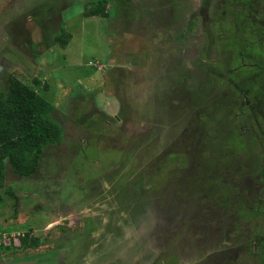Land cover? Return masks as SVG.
Wrapping results in <instances>:
<instances>
[{
	"label": "rangeland",
	"instance_id": "1",
	"mask_svg": "<svg viewBox=\"0 0 264 264\" xmlns=\"http://www.w3.org/2000/svg\"><path fill=\"white\" fill-rule=\"evenodd\" d=\"M246 37L264 57V0H0V86L31 85L62 127L34 172L5 167L0 264H100L83 250L103 233L116 264H250L264 61ZM25 232L44 244L21 247Z\"/></svg>",
	"mask_w": 264,
	"mask_h": 264
},
{
	"label": "trees",
	"instance_id": "2",
	"mask_svg": "<svg viewBox=\"0 0 264 264\" xmlns=\"http://www.w3.org/2000/svg\"><path fill=\"white\" fill-rule=\"evenodd\" d=\"M103 5L95 4L86 8V15H103ZM57 37L55 38V40ZM254 45L250 37L244 38ZM61 40V39H60ZM65 42L58 41L63 45ZM263 47L254 46V58L264 61ZM252 59V58H251ZM4 88L0 86V185L3 183L5 167L20 176H28L35 171L45 145L59 142L62 127L51 119L53 104L42 97L37 90L12 75H8ZM33 79V83H37ZM46 88L45 82L42 89ZM217 156V155H216ZM225 160L228 157L224 156ZM256 161V158H252ZM255 170V162L250 163ZM19 235V234H18ZM15 236L21 247L33 248L40 244L35 237L29 238L27 232ZM10 236L3 244L5 249L13 244ZM29 238V239H28Z\"/></svg>",
	"mask_w": 264,
	"mask_h": 264
},
{
	"label": "flooded vegetation",
	"instance_id": "3",
	"mask_svg": "<svg viewBox=\"0 0 264 264\" xmlns=\"http://www.w3.org/2000/svg\"><path fill=\"white\" fill-rule=\"evenodd\" d=\"M122 10L124 11L125 10V7ZM263 165H264V163H263ZM263 178H264V176H262V178L259 179V181L262 180L261 183L263 182ZM252 182L255 184V178L252 180ZM261 190L264 191V183L262 184V189ZM255 205H256L257 208L260 207L259 210H261V211H258V213H261V214L263 213L264 214V211H263L264 210L263 209V207H264V194L263 193H260L258 195V197L256 198V204ZM88 220L89 221L91 220V222H93V230H91V228H90V230H86V232H85V233H87L89 235L90 232L92 233L94 230H96V227L98 226L97 225L98 222L94 218L91 217V218L85 219V221H83L82 223L85 224ZM82 223L80 225H82ZM82 230H83V228L82 229H79V232L82 231ZM262 235H260L259 237L256 238V242L253 243V245L248 250V252H244V253L242 252L243 253V256L249 255L250 257L253 258V259H250V264H264V235L263 236ZM102 236L104 237V239L97 238V239L94 240V241H96L98 243H96V242L90 243L91 245H89L87 248H85V250H83V247H82V250L86 252L84 255H87L88 252H90L91 246H94V248H97L100 245V247L102 248V249L99 248V250L101 251V253H106L104 255L98 254V255H100L101 257L104 258V261L103 260H100V261H103L100 264H116L115 261L117 259H120L119 254L115 255V251H116V248L115 247L117 246L116 245L117 240L116 239H113V236L111 235V233H103ZM105 238L106 239L108 238V240L110 241V243L108 242V244L106 246L104 245V242L106 240ZM110 238H112L114 241L112 242L110 240ZM82 240L84 242H82ZM90 241H92V240H90ZM99 242H100V244H99ZM80 243H81L80 246H83V244H86V242H85L84 239H81ZM133 248H134V246L130 248V250L132 252H133ZM128 254L124 253L123 255L124 256L126 255L127 257L130 256V255H133V253H131L130 255H128ZM36 258H39V260L37 259V263L55 264L53 262H56L55 261V258L58 259V256H57V253H55V254H53V257H51V258H49V256L46 259L44 257H36ZM119 262L120 261H118V263ZM130 262L132 264V261L129 260V263ZM87 263H92V264L97 263L98 264L97 261L94 262V258H92V257H89L87 259Z\"/></svg>",
	"mask_w": 264,
	"mask_h": 264
},
{
	"label": "crops",
	"instance_id": "4",
	"mask_svg": "<svg viewBox=\"0 0 264 264\" xmlns=\"http://www.w3.org/2000/svg\"><path fill=\"white\" fill-rule=\"evenodd\" d=\"M48 227V226H47ZM53 227H56L55 226V224H52L51 225V227L50 228H45V229H47L46 231H49L50 229H52ZM29 235H32L33 236V234H32V232L29 234ZM45 235H47V234H45ZM55 235V234H54ZM54 238V237H53ZM38 240H40V244H44L43 242H44V238H37ZM40 246V245H39ZM39 246H37V250H38V248H39ZM43 251V250H42ZM48 252H50V251H48V250H46V252H41V253H33V254H31L30 256H35V257H44L45 259H46V255H44L43 253H48ZM25 254H22V255H26V252H24ZM34 259H38L39 260V258H34Z\"/></svg>",
	"mask_w": 264,
	"mask_h": 264
}]
</instances>
